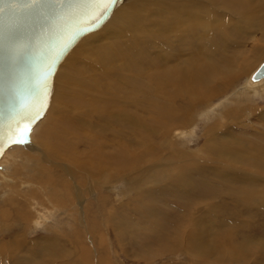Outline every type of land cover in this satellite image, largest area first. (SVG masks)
Segmentation results:
<instances>
[{
    "label": "bare ground",
    "instance_id": "6f19581e",
    "mask_svg": "<svg viewBox=\"0 0 264 264\" xmlns=\"http://www.w3.org/2000/svg\"><path fill=\"white\" fill-rule=\"evenodd\" d=\"M263 58L264 0H120L105 23L79 38L59 64L53 78L56 88L52 86L47 110L36 123L41 131L33 136L46 155L47 160L42 159L46 166L40 163L38 152L26 160L28 164L39 162L38 170L13 165L17 174L12 173L14 180L7 186L11 198L2 204L6 209L0 205V222L12 217L23 224L34 220L36 228L43 221L45 227L49 221L59 225L61 218L54 209V200L65 207L74 198L80 207L85 195L95 196L98 187L111 182L116 185L119 174L132 173L129 194L134 193V198L130 197L126 206L137 218H164L165 205L159 206L166 198L182 205L197 198L202 201V207L195 210L205 208L208 219L199 218L196 225L195 216L200 212L184 218L192 227L175 230L176 239L168 252L179 249L191 257L192 264L217 261L222 250L229 248L225 236L239 226L222 217L223 211H230L232 217L237 208L241 215H248L254 205L257 212L263 206L264 136L246 142L245 133L222 130L223 121L216 117L219 111L214 112L232 105L226 109L227 119H223L232 124L249 111L257 112L258 108L253 110L249 102L251 97L264 96V77L253 79L264 65ZM90 61L94 65L87 64ZM237 84L240 86L234 90ZM229 90L226 104L218 100L212 109L211 100ZM203 107L200 118L210 120L206 114L214 113V121L205 127L200 153L209 159L182 149L185 138L191 137L193 115ZM70 111L73 116L66 117ZM44 118L50 120L43 125ZM170 140L179 142L183 152H174L176 146ZM30 146L35 149L33 143ZM77 174L86 176L90 184L81 188L75 181ZM25 181L33 182L37 191L42 189L46 195L43 201L34 197V191L28 193L32 201L24 199L25 192L20 188ZM54 186L55 191L51 190ZM105 194L103 190L99 203L108 205L111 200ZM219 194L224 199L222 204L207 207ZM228 199L234 206H227ZM44 200L49 210L32 215V208ZM109 209L106 215L111 218L114 234L129 229L127 221L118 219L125 217L117 214V209ZM85 213L83 209L78 212L82 229L90 234L83 219ZM90 222L95 225L93 219ZM63 224L67 225L66 221ZM195 226L205 234V243L200 241ZM48 228L51 230V226ZM152 232L149 226L133 224L132 235L144 238L142 247L148 242L144 236ZM23 236L0 243V261L54 262L52 256L57 253L44 240L28 241ZM21 250L24 253L18 255ZM98 261L108 264L102 258Z\"/></svg>",
    "mask_w": 264,
    "mask_h": 264
},
{
    "label": "rangeland",
    "instance_id": "374dc122",
    "mask_svg": "<svg viewBox=\"0 0 264 264\" xmlns=\"http://www.w3.org/2000/svg\"><path fill=\"white\" fill-rule=\"evenodd\" d=\"M87 64H93V63L90 61ZM80 69H82V67H80ZM245 80L246 79H244V81ZM55 84H56V80H54L53 82V85ZM239 86H240L239 84L234 86V90L237 89ZM53 88L55 90L56 87L53 86ZM227 93L225 94L226 96L223 95V96H220V97H217L211 100L209 104H213L211 105L212 109L213 107L217 106L219 102L222 103L226 99L225 97L231 94V90H229ZM251 99L252 100L249 102V106L252 107V109L258 108L257 112L253 114L251 111H249V114L247 113L246 115H243V117L237 118L238 120L237 119L233 120L235 124H232L228 120L226 123L225 120H223L226 118L225 117L226 109H230L232 105H228L226 108H223L222 110L220 108V110H215L214 112L216 113L217 111H219L217 112L216 117L218 119L220 118L223 121V123L226 124L225 125L222 123V125H224L222 127V130L227 129L229 132L232 131L233 133L235 131V134L245 133L246 135L244 134V137L246 138V142L252 141V138L264 136L263 134L264 133V96L258 97V98L251 97ZM223 103L226 104V100ZM246 105L248 106V104ZM204 108L205 107H203L202 109H198L196 113L193 115V123L189 128V133L191 137L187 139L185 138V144H182V149L188 148L190 149L189 151H192V153L193 152L196 153L197 156H199L200 158L209 159V158H206L207 156H203L200 153H201L202 145L205 143L204 137H203V134L205 133L204 132L205 127L207 125H210L209 122H212V120L214 121V118H213L214 113L212 114V112H209L206 114V115L211 116L210 120H206L205 118H200L199 116L200 111L204 110ZM65 116L72 117L73 112L70 111ZM47 120H50V119L49 118L43 119V125L47 122ZM40 131L41 129L35 125L34 128L31 130V132L29 133V140L25 145L13 146V147L8 148L0 159V205H1V208L4 210L6 209V206L2 205L3 202H5L6 199L11 198V194H8L7 186L10 185L11 179L14 180L12 178L13 176L12 173L14 175L17 174L13 170L15 169L13 165L17 164L19 166H16V167H23V168L28 167L29 169H32L34 171L36 169L38 170L41 164L43 166H46V163L42 161L43 158L47 160L45 157L46 155L44 156L42 154L41 147L36 143L35 141L36 139L33 137L36 134H39ZM170 141H172L173 144L176 146L174 152H179V153L183 152L181 150L179 142H176L173 140H170ZM30 143H33V145L35 146V149L30 146ZM189 151H186V152H189ZM37 152L39 154V158H40L39 160H41L40 161L41 164L39 162H37V164H33V163L28 164L26 162L27 158L28 159L30 157L32 158V156L34 158L35 153ZM169 153L170 152H168V154ZM19 170L23 172L22 173L23 175L25 174V171H23L22 169H19ZM22 174H19V175H22ZM77 175L78 176L75 178V181L80 185L81 188L88 186L90 184L89 179H87L86 176L83 177L82 174H77ZM209 177H210V180H212L213 184H216L215 181L213 180L214 178L211 176ZM262 178L264 177H261V179ZM85 179H87V181H84ZM262 181H264V179H262ZM216 182H217V179H216ZM24 183L25 184L23 188H20V189L21 191L25 192V193L23 192L21 193L24 194V199L26 201H28L29 199H30L29 201H32L31 197L28 198V196L30 195V194L28 195V193H31L32 191L35 192V194L32 192L34 197L35 196L39 197V199L43 201L42 196L44 198L45 194L42 192V189L37 191L36 186L33 182L29 183V181H25ZM28 185H31V186L29 187ZM107 186L102 185V187L100 188L98 187L99 189L98 191L95 189V193H97L95 196L91 194L85 195V198L83 200V205H81L80 207L78 206L77 201L74 198H73V203H71L69 206L67 204L65 207H61L60 203H55V200H54L53 202V205L55 206L54 209L58 210L57 214L61 218L59 219L61 220L59 225H56L57 223L55 224V222L49 221L47 223L48 225L46 226L47 227L46 228L44 221H43L40 224L39 228H36L35 226H33L34 220L28 221L27 223H24V224L21 222L19 223V221L14 222L15 220H12L13 219L12 217L8 218L6 221L1 220V222H5L6 225L4 224L5 225L4 226L3 223L0 222V225H1L0 226V243L10 240L14 236H23V235L25 236V237L23 236V238L27 239L28 241H37L39 239L37 242H41L40 239L42 241L44 240L45 244L49 245L50 249L52 247L51 251L55 250V254L56 253L58 254V255L56 254V257L52 256L54 260L52 264H99L98 258H102L104 261H107L108 264H192V259L188 254H185L179 249L177 251L174 250L173 252L172 251L168 252V250L176 239V235L174 232L175 230H177V228L181 230L183 227H185L186 229L188 227H192V225H190V221L184 218H188L190 215L197 214L200 212L199 213L201 214L200 216H195L194 222L196 225L199 224L198 223L199 218H201L200 221L203 220L204 218L206 220L208 219L207 217L208 214L204 212L205 208H203V210H200V211L195 210V207H198V208L202 207L201 200L197 198L195 200L188 201L182 205V204L173 203L171 202L169 198H166V201H163L162 203L160 202L161 205L159 204L160 205L159 207H161L163 204L165 205V207L163 206V212H162V213H165L164 218H157V220L154 221L147 217L140 218L138 216L137 218V215L133 213V210H130L131 208H128L126 206L127 200L130 197L134 198V193H133V196L132 194H129V190L133 186L132 173L130 175L125 174V173L119 174L116 185L115 183L111 182V184ZM207 186L210 187V185H207ZM32 188L33 189L35 188V189L33 190ZM55 188L56 187L54 186L53 189L51 190L55 191ZM218 188L221 189V187H218ZM35 190L38 193L37 195H36ZM103 190L106 193L105 195H108L109 200H111L109 201L108 205L99 203L101 200L100 195L101 193H103ZM5 194L7 195L5 196ZM200 194L202 195L203 192ZM54 195H55L54 197H56V194ZM127 195L128 196L130 195V196L128 197ZM204 195H205V192H204ZM13 196H15V194H13ZM220 196L221 194L216 196L215 199L212 198L211 199L212 201L207 203V207H208V204L210 206L211 205H221L224 199L221 198ZM21 199L23 198L21 197ZM44 203H46L45 200L42 203L40 202V204L38 203L37 205L38 207L35 206V208H32L31 214L34 215V212H37V211L44 214L46 209L49 210L48 206L45 205ZM104 205L107 208L106 210L104 209ZM227 206L229 207L234 206L233 202L230 201L229 199L227 200ZM254 206L251 209V211L247 212L248 215L246 214L241 215L240 208L235 209L236 213H234L232 217L229 216L230 211H223V213L221 214L222 217H226V219L231 224L235 225L237 222V225L239 224V226L237 229H232V232L230 234H227V236H225L226 234L224 235L225 239L229 240V244H228V241H226V244H228L229 248L227 247V250L223 249L222 252L220 251L221 252L220 258L217 259V261L213 259L215 260V262L210 261V264H221V263L222 264L224 263L225 264H262V263L264 264V201H263V206L260 211L261 213L257 212L256 211L257 209L255 210ZM19 207H22V206L19 205ZM110 207L117 209L116 211L117 214H119L120 216L123 215L125 217V218L120 217L118 219L120 221H127L129 224V229H126L124 231H119L117 232V234H114L112 230L113 224L112 222H110L111 218L106 215V211H109ZM82 209L86 211L83 219H86L84 223L87 227H89L90 234L86 232V230L84 231V229H82L83 226H82V221H81V215L78 214V212H80ZM100 211H102L103 213H100ZM62 214H65L67 217H62L61 216ZM92 219L95 222L94 226L93 224L91 225V222H90V220ZM63 221H66L67 225L63 224ZM103 221L105 223H104V226L101 227V224H103ZM133 224L144 226V227L147 226V228L148 226L151 227V230L153 232L150 233V235L144 236L145 239L148 240V242L146 243L147 245H145L146 248L142 247V244H141V241L144 242L143 237H141L140 235H134V236L132 235ZM21 225H26V228L24 229V227ZM50 226H51L50 228L51 230H49L48 228ZM67 226H70V227H67ZM215 226L216 224L214 225V228ZM56 227L57 228L59 227L60 229L58 228L57 230H55ZM69 228L71 229V232ZM196 229H197L196 234L199 235L200 241L202 240V243H205L206 242L205 234L200 232L198 227H196ZM178 235L182 236L183 233H178ZM211 242L213 243L212 239H211ZM56 243H57V246H56ZM38 246H40V244ZM42 246L43 245L41 244V247ZM36 248L37 247L33 248L35 252H33L34 250L32 251L34 256L37 254ZM150 249L151 250L153 249V251H150ZM159 249H162L164 252L162 253V251H159ZM17 252H18L17 253L18 255L19 253L20 254L24 253V251L22 252V250L21 252L20 251H17ZM27 253H30V252L28 251ZM217 256L215 255V257ZM222 256H223V259H222ZM14 262L15 260L8 261L7 259H5V261H0V264H13Z\"/></svg>",
    "mask_w": 264,
    "mask_h": 264
},
{
    "label": "water",
    "instance_id": "95a60500",
    "mask_svg": "<svg viewBox=\"0 0 264 264\" xmlns=\"http://www.w3.org/2000/svg\"><path fill=\"white\" fill-rule=\"evenodd\" d=\"M119 2L105 9L97 0H0V159L28 142L49 105L59 64ZM263 77L264 65L253 74ZM17 139L22 142H12Z\"/></svg>",
    "mask_w": 264,
    "mask_h": 264
},
{
    "label": "snow or ice",
    "instance_id": "6c2138e0",
    "mask_svg": "<svg viewBox=\"0 0 264 264\" xmlns=\"http://www.w3.org/2000/svg\"><path fill=\"white\" fill-rule=\"evenodd\" d=\"M97 2L103 4V5L105 6V9H106L107 6H108L109 4L115 3L116 0H97ZM27 130H28V129H26L25 131H27ZM21 135H22V134H21ZM12 142H13V143H19V142H22V140L17 139V140H14V141H12Z\"/></svg>",
    "mask_w": 264,
    "mask_h": 264
}]
</instances>
